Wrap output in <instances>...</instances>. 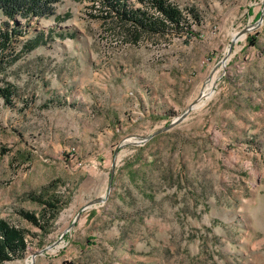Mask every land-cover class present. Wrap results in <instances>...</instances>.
I'll return each mask as SVG.
<instances>
[{"label": "rangeland", "instance_id": "1", "mask_svg": "<svg viewBox=\"0 0 264 264\" xmlns=\"http://www.w3.org/2000/svg\"><path fill=\"white\" fill-rule=\"evenodd\" d=\"M170 1L193 34L135 43L100 0L10 20L19 57L0 87L18 91L0 96V217L31 234L8 264H264L263 0ZM45 188L64 201L47 232L18 213L39 215L29 195Z\"/></svg>", "mask_w": 264, "mask_h": 264}, {"label": "trees", "instance_id": "2", "mask_svg": "<svg viewBox=\"0 0 264 264\" xmlns=\"http://www.w3.org/2000/svg\"><path fill=\"white\" fill-rule=\"evenodd\" d=\"M62 0H0V14L7 16L8 21L0 28V66L5 71L7 66L19 57L14 52L13 43L19 33L16 25H11L10 20L17 23L16 17L29 16V18L49 16L55 14V5ZM107 13L102 16L114 17L125 36L133 42H138L142 37L164 36L172 31H182L193 34L192 23L183 9L170 0H139L141 5H134L129 0H100ZM188 12L197 21L201 22V12L197 8H189ZM62 19V18H60ZM51 34V33H50ZM44 34L38 33L36 37L25 44L24 52L37 47ZM8 61L6 63L5 61ZM8 64V65H7ZM5 81V79H4ZM14 85L6 82L0 87V96L6 102H11L17 93ZM30 199L41 204L40 214L20 209L18 213L33 225L46 230L50 220L57 217L60 206L64 203L62 198L45 188L40 193L30 194ZM30 230L26 227L0 217V264L21 258L28 249Z\"/></svg>", "mask_w": 264, "mask_h": 264}, {"label": "water", "instance_id": "3", "mask_svg": "<svg viewBox=\"0 0 264 264\" xmlns=\"http://www.w3.org/2000/svg\"><path fill=\"white\" fill-rule=\"evenodd\" d=\"M263 5H264V0H263ZM249 29H250V27L244 29L243 32H246V31L249 30ZM203 96H204L203 93L200 94L199 98L196 99V100H195V101H194V102L188 107V109H187V111H186L185 113H183V114H181L180 116H178L174 121H172V123H171L169 126L165 127L164 129H161V130L157 131L156 133H154L153 135H151L149 138H151L152 136H154V135H156V134H158V133H160V132H162V131H164V130H167V129H169V128H172V127L175 126L177 123L181 122V121L186 117V114H187L189 111H191V110L193 109V107L195 106L196 102H197L199 99H201ZM103 200H104V199H102V198H97V199H95L94 201L90 202L86 207H88L89 205H92V204H94V203H96V202H102ZM83 209H84V208H83ZM81 212H82V211H79V213H78V215H77V217H76V219H75V221H74V224H75L76 220L80 217Z\"/></svg>", "mask_w": 264, "mask_h": 264}, {"label": "crops", "instance_id": "4", "mask_svg": "<svg viewBox=\"0 0 264 264\" xmlns=\"http://www.w3.org/2000/svg\"><path fill=\"white\" fill-rule=\"evenodd\" d=\"M143 109L145 111L146 108L144 107ZM120 120H121V113L118 111H115V114H114L112 121L111 122L107 121V123H108V125H111L112 127H114L115 125L119 124ZM92 138L95 139L94 137H92ZM102 138H103L102 135L97 136V139L99 140V142H100V140H102ZM94 151H97L96 147H95V149H93V152Z\"/></svg>", "mask_w": 264, "mask_h": 264}, {"label": "bare ground", "instance_id": "5", "mask_svg": "<svg viewBox=\"0 0 264 264\" xmlns=\"http://www.w3.org/2000/svg\"><path fill=\"white\" fill-rule=\"evenodd\" d=\"M243 36V35H242ZM241 37V36H240ZM214 77V76H213ZM215 79V78H214ZM213 82V81H212ZM212 82L207 86V88L203 91V94H204V96L206 95L207 97H210L211 96V94H212V90H211V84H212ZM208 84V83H207ZM213 87V86H212ZM195 107V106H194ZM66 222V225H65V227H64V229L65 228H67V226H68V222L67 221H65ZM30 261H31V259H30Z\"/></svg>", "mask_w": 264, "mask_h": 264}]
</instances>
